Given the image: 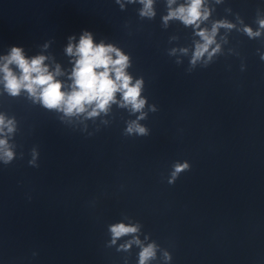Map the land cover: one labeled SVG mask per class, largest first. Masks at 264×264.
<instances>
[{
	"label": "water",
	"instance_id": "obj_1",
	"mask_svg": "<svg viewBox=\"0 0 264 264\" xmlns=\"http://www.w3.org/2000/svg\"><path fill=\"white\" fill-rule=\"evenodd\" d=\"M121 4L7 2L0 56L13 46L29 58L43 54L67 86L68 38L91 32L94 43L128 55L127 71L143 79L147 117L139 123L149 135H125L139 113L117 104L106 115L69 118L0 83V114L16 121L7 137L15 158L0 161V264H139L140 245L121 247L133 239L158 246L149 264H264V32H243L258 29L264 0H206L201 28L219 20L236 27L220 28V51L195 66L200 37L179 20L164 25L167 0H154L151 19L139 15V0ZM178 162L189 169L169 183ZM118 223L138 231L113 244Z\"/></svg>",
	"mask_w": 264,
	"mask_h": 264
},
{
	"label": "clouds",
	"instance_id": "obj_2",
	"mask_svg": "<svg viewBox=\"0 0 264 264\" xmlns=\"http://www.w3.org/2000/svg\"><path fill=\"white\" fill-rule=\"evenodd\" d=\"M128 2L135 3L137 0H128ZM176 2L177 0H167L168 13L163 17L164 25L167 26L170 20H179L185 26H192L200 41L195 42L190 64L195 66L206 54L207 60L210 61L220 51V45L215 39L218 30L220 28L231 30L236 25L227 20H219L213 22L211 29L201 28V23L208 20L210 15L209 9L205 6L206 0H184V3L173 8L172 5ZM219 2L220 0H217V3ZM116 3L123 9L121 0H116ZM139 3L143 5L139 12L141 17L151 19L156 15L153 8L154 0H139ZM256 23L259 27L255 31L247 25L243 27V32L249 38L260 37L264 32V18H258ZM68 40L65 52L73 58L71 61L73 67L68 77L70 84L66 86L63 81L57 79L64 75L59 64L50 70V66L45 63L47 56L41 54L29 58L22 47L13 46L7 55L0 56L2 61L0 83L7 94L17 97L21 92H26L33 102H38L45 109L61 112L69 118L84 116L85 119H90L98 117L101 113L106 115L111 106L117 104L120 108L128 109L130 113H139L136 120L127 123L125 135L148 136L149 129L139 123L147 117L144 111L147 100L142 96L144 81L142 78L134 79L127 71L130 67L129 56L112 44H105L103 41L94 43L93 35L89 31L82 33L78 43H73L74 36H70ZM214 44L215 47H212ZM180 51L187 54L188 49L184 48ZM175 52L176 50L173 49L170 54L174 55ZM149 110L155 112L156 108L151 106ZM15 131V119L0 114V136L4 137L0 138V161L5 165L10 164L15 158V152L7 138ZM37 155L38 153L33 149L30 165L36 166ZM187 169H189L187 162L174 164L169 183H173L179 174ZM137 231V226L124 223L111 225V242L115 244L120 237ZM132 243L141 246L139 264H149L156 259L158 246L155 243L143 246L139 239H133L121 247L127 249ZM163 258L166 262L172 259L167 251L163 252Z\"/></svg>",
	"mask_w": 264,
	"mask_h": 264
}]
</instances>
